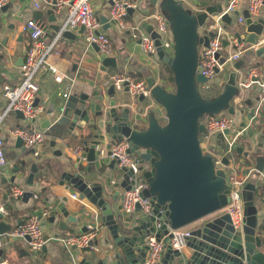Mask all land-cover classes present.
<instances>
[{
	"label": "water",
	"instance_id": "95a60500",
	"mask_svg": "<svg viewBox=\"0 0 264 264\" xmlns=\"http://www.w3.org/2000/svg\"><path fill=\"white\" fill-rule=\"evenodd\" d=\"M164 1V10L167 14L165 22L170 26L174 36L175 54L171 55L162 48L160 34L152 22L144 21L142 25L155 38L158 55L163 63L172 69L175 91L164 89L161 84H157L155 76L149 69L143 72V77L151 88L153 97L165 108L167 123L161 125L152 113L149 114L152 106L146 113L148 119L146 129L139 130L130 124L132 114L136 121H139L148 105L143 106L147 99L143 95L138 98L131 97L128 81L121 90L116 89L113 83L107 84V95L100 92L80 95L74 93L63 100L57 98L53 107L48 109L51 119H47L43 127H50V120H53V127L58 135L68 133L79 137L82 152L79 162L73 167L77 169L79 163L84 160L89 163L84 169L63 172L61 182L69 183L80 192L81 198L88 199L100 209L101 220L110 230L113 240V246L107 249L106 253L116 260V264L146 263L150 250L146 241L154 231V222L160 217L163 224L162 234L158 238L160 239L163 234L167 235L164 238L165 242L173 237L168 226L172 229L191 226L186 243L191 247L192 256L190 260H186L180 251L168 245L159 264H264V208L261 204L264 199H260L264 195V154L261 152L256 154V159L261 161L260 165L256 167L244 188L245 224L243 229L235 230L230 215L221 211L229 202L226 170L221 167L215 168L213 156L205 154L200 144V135L205 132V124L201 122V117L207 113H218L223 109L230 113L235 112L234 105L231 104L237 93L235 71L229 73L225 83H221V77L216 78L221 91L215 97H203L197 89L198 82L207 80L201 74L198 45L208 46L210 37L214 34L213 31H209L202 36L199 29L210 21V15L222 11V5H207V2L203 1L202 4L207 5L204 11L190 13L182 8L180 0ZM9 6L4 5L1 9L5 11ZM48 12L52 15L51 20L56 22L54 7ZM235 14L238 15L239 11ZM244 15L247 18V31L250 33L246 41L254 42L257 35L264 33V18L253 22L247 10L244 11ZM222 19L229 25L233 22V17L229 14H225ZM100 20L104 23L107 17L103 16ZM53 26L58 30L60 24ZM83 31L82 27L80 33ZM64 36L75 38L72 31H66ZM224 44H227L226 40ZM262 53L264 46L257 50L258 55ZM221 62H224V58ZM244 63V60L240 59L236 61L235 66L241 68ZM117 64L116 57L105 56L100 69L106 71ZM38 102L37 97L35 104ZM246 102L253 104L251 99ZM17 115L23 117L20 111H17ZM250 115L254 116L255 113L251 112ZM244 124L242 121L241 125ZM125 138L129 139L132 145L130 152L136 153L143 163L149 165L144 172L149 187L143 191V195L150 197L149 202L153 206L151 215L138 214L131 223H127L125 218L116 214L114 202L121 197V191L131 188L132 171L127 168L118 170L115 165L116 159L107 164L105 156L110 155V148L114 143ZM17 144L23 151L28 149L23 146L21 138H17ZM243 149L242 145L236 147L239 153H242ZM28 151L34 155L35 149L30 148ZM248 154L249 152H246V155ZM222 162L227 166L228 157L225 156ZM27 164V159L22 160L21 164H14L12 181L15 180L16 174L23 172ZM104 166L119 173L114 186L121 187V191L114 189L111 198L104 182L93 181V173L96 170L105 180L109 178L106 172L103 175L101 168ZM30 169L27 183L33 184L38 167L32 163ZM22 196L23 201L28 202L33 192L25 191ZM66 200L67 197H64L63 201ZM63 201L60 199L54 201L55 210L49 221L51 224H57L62 231H66L70 223H79L80 218L73 215ZM161 209H166V212L162 214ZM137 210H140L139 205ZM39 218L42 220L43 214H40ZM1 220L2 216L0 234H3L12 227ZM42 225L46 226L47 223L42 221ZM82 231L86 232L87 227L83 226ZM58 236L56 232L53 237L57 239ZM50 238L51 235L44 231L45 241ZM1 253L2 249L0 255ZM80 264L90 262L84 257ZM98 264L105 263L101 260Z\"/></svg>",
	"mask_w": 264,
	"mask_h": 264
},
{
	"label": "built area",
	"instance_id": "2783aa9c",
	"mask_svg": "<svg viewBox=\"0 0 264 264\" xmlns=\"http://www.w3.org/2000/svg\"><path fill=\"white\" fill-rule=\"evenodd\" d=\"M14 0H0V7L7 5ZM95 0H30L31 6L38 9L41 4L45 3L50 8L54 7L55 13H62L66 11V18L55 32L49 42H46V37L49 29V23L42 18L33 17L23 24V31L29 34L31 39L30 45L25 51V58L21 66V80L17 84L5 85L2 90V95L6 98V104L0 108V133L3 128V123L6 118L20 111L23 117L22 120H28L29 125H16L9 129L10 135L16 138H21L26 148H34V155L41 154L40 148L47 140L48 133L45 129L35 126V122L44 114L45 109L40 104H35L39 92V72L47 66L53 72L54 79L57 82H62L65 78L64 73H60L57 67L48 62L52 50L58 45L63 38L66 31L79 30L82 27L83 41L87 46L96 45L98 47L99 57L111 56L113 54L110 36L101 31L102 25L98 14L94 8ZM187 1V0H180ZM196 3V8L200 12L204 11L207 5H211V1L215 0H192ZM207 2V5L202 2ZM244 0H224L222 11L210 15V21L205 23L201 28H205L206 32L201 35H206L209 31H213V36L210 37L209 45L203 44L198 48V61L202 67L201 74L206 77V81L198 82L200 84V94L203 97L206 93L214 88L217 84L216 78L221 77V83H225L229 77V73L235 71L237 73V93L232 99L235 108L234 113L228 110L225 113H207L204 115L205 132L202 133L200 144L205 154L209 153L213 156L215 168H225L226 170V188L228 190L227 196L229 202L222 208L223 213H228L231 218V224L235 230L243 229L246 218V206L244 199V188L246 183L251 178V172H247L243 176L236 173L235 170L228 168L222 162L227 152L233 151L238 145V141L250 129L254 119L261 113V106L264 104V69L257 65H253L246 70L237 68L236 61L241 59L243 55L249 51H257L264 46V33L257 35L254 42H247L246 39L250 33L247 31L242 33L240 31H232L228 28L227 22L222 18L225 14L232 17H237L239 23H246V17L243 9L249 12V17L253 22H257L261 16V9L264 6V0H248V5H243ZM136 4L131 0H111L109 21L118 26L121 31L129 30L135 40H140V49L144 55L146 64L153 69L156 83L163 82L162 65L164 64L158 55V46L155 38L152 37L143 27V22L151 21L157 32L160 34L162 48L171 55L175 54V40L170 29L166 24V16L157 9L154 13L147 16L146 19L131 23L127 20L129 11L136 8ZM239 11L236 15L235 12ZM247 27V24L245 25ZM201 30V29H200ZM239 33L240 35H237ZM224 40L227 44H224ZM217 54H219L217 56ZM224 58V62L221 59ZM218 69V71H217ZM245 71V72H244ZM129 82V93L132 98H138L143 95L149 99L151 103L146 107L145 112L152 106L160 105L152 95L151 88L145 79L137 78L135 76L126 74L111 75L106 84L113 83L115 88L121 90L124 88V83ZM257 85V88L254 86ZM205 90H208L206 93ZM67 92L63 95L67 98ZM254 99L259 100L255 102L253 112L255 113L251 119L247 120L244 115L247 111L242 108L245 101L251 95ZM164 123H167L168 117L163 113ZM245 124L242 126L241 122ZM202 122V121H201ZM228 132L226 133L225 131ZM223 141V150L216 147V142L219 138ZM6 141L0 134V167L7 165L8 160L5 152ZM132 145L130 140L125 138L122 141L114 143L110 148V155H105L106 162L116 159V168L122 170L127 168L132 171L130 180L131 188L124 190L121 200L115 209L117 215L123 218H128L135 213L141 215H151L153 206L150 204V197H145L143 191L149 187L147 178L144 176L146 168L149 167L141 161L136 153L130 152ZM82 151V146L77 147L74 152L79 154ZM264 154V149H263ZM117 179L111 178L110 185L113 186ZM9 199L20 198L25 189L18 185H12L8 190ZM80 193H74L73 197H77ZM37 198V195H35ZM140 210H137V206ZM160 212L164 214L166 209H161ZM9 214L7 205L0 201V216L6 217ZM45 214V213H44ZM124 215V216H123ZM163 224L162 218H158L153 226V233L147 238L146 243L150 246L149 255L145 264H159L163 258L167 246L171 245L173 249L181 252L186 260H190L192 256L191 247L186 243V237L190 236V230L184 228L172 229L170 226V233L173 237L168 242L164 241L167 235H162L161 226ZM102 227V222L99 214L95 211L94 219L87 225V231L76 236L66 238L64 243L69 247L76 245L78 248L86 252L100 253L101 248L96 242L99 231ZM29 237L28 245L33 254L40 253L46 243L44 239V227L42 220L37 214H30L20 221L8 234V237H0V247L8 243L12 238H26ZM8 240V241H7Z\"/></svg>",
	"mask_w": 264,
	"mask_h": 264
},
{
	"label": "crops",
	"instance_id": "0c3cea01",
	"mask_svg": "<svg viewBox=\"0 0 264 264\" xmlns=\"http://www.w3.org/2000/svg\"><path fill=\"white\" fill-rule=\"evenodd\" d=\"M136 4V8H132L129 11L127 20L131 23L138 22L146 19L147 16L154 13L157 9L166 16L164 10L165 1L157 0L152 2L151 0H131ZM190 13H198L200 10L195 9L196 3L192 0L183 1ZM224 0L211 1V5H217L223 3ZM9 8L3 10L0 7V108H3L6 104V98L2 95L3 87L7 84H17L21 80V66L25 58V51L30 45L31 39L29 34L23 31L22 26L30 18L37 17L45 19L49 23V29L46 37V42H49L52 36L57 31L53 25L62 24L66 18V11L62 13H55L57 18L56 22L51 20L49 14L50 7L43 3L38 9L31 6L30 0H14L9 3ZM111 0H95L94 8L99 18L106 16L107 21L102 23L100 30L105 31L111 39V46L114 56L117 58V66L107 68L106 71L100 69L101 61L103 58L99 57V52L95 45L87 46L83 41V32L79 30H71L74 37H66L59 41L58 45L52 50L49 56L48 62L55 65L60 73L65 74V78L62 82H57L54 79V74L47 66L43 67L39 72V92L38 104L42 105L47 110L44 114L35 122V126L43 128L47 131L48 137L44 145L40 148L41 154L39 156L28 153V149L22 150L17 144V138L10 135L9 129L14 128L13 118L20 121L17 113L11 115L9 122L3 126L1 135L6 141L5 152L8 160L7 165L0 167V201L7 205L9 214L3 217L1 221H5L11 225L9 231H5L0 234L3 239L8 237L10 231L26 216L30 214H43L42 221L47 225L43 226L44 231H47L51 235V238L46 241L45 248L38 253L33 254L28 245L26 238H12L7 244L0 247L2 253L0 255V262L4 264H80L81 260L86 257L90 264H98L99 261H103L105 264H116V260L110 257L106 250L113 246L112 235L106 224L101 220L102 227L99 231V235L96 239L97 244L101 248L100 253L86 252L78 247L71 245L70 247L64 243L66 238L76 236L81 233L82 227L88 225V223L94 219L95 211L102 218L100 209L91 203L86 198H81L80 194L77 197H73L74 193H80L77 189L71 187L69 183L62 184V174L65 171H74L86 168L89 163L83 161L79 163L78 168L73 166L80 160V154H76L74 150L82 146L79 137L65 133L63 136L58 135L53 127V120L50 127H43L47 119H51L48 114V109L53 107L54 100L57 98L63 100L66 98L63 94L65 92L70 94L80 95L82 93H95L100 92L103 95H107L106 81L111 75L126 74L135 76L137 78H143V72L145 70H153L146 64L144 55L140 49V43L135 40L129 30L121 31L116 24L109 21ZM246 7V6H245ZM246 9H243V12ZM261 16L264 18V6L261 9ZM237 17H233L231 25L228 24V28L233 30L234 20ZM101 21V20H100ZM146 21V20H145ZM151 22V21H148ZM246 25V23H241ZM109 25V26H108ZM108 27L105 29L104 27ZM247 29V27H246ZM202 34V33H200ZM128 37H131V41H128ZM255 53V60H249L245 54L241 58L244 60V65L241 67L244 70L257 65L264 69V53L257 54V51H249ZM240 60V59H239ZM164 67L169 72V69L164 64ZM163 72V65H162ZM245 72V71H244ZM170 79V77H169ZM172 79V77H171ZM164 81V79H163ZM167 81V80H166ZM169 83V82H168ZM221 88V86H220ZM252 94L248 99L253 101L250 105L245 101V106L248 108L244 117L251 119L250 113L253 112L256 100ZM156 108L162 110V122L164 123L163 113L166 114L165 108L161 105H157ZM261 113L256 119H254L252 126L248 132L242 136L238 142V145L244 147L243 152L239 153L236 148L227 152L226 157L229 159L228 168L235 170L237 174L243 176L247 172L254 173L256 167H259L260 160L256 159V154L263 153L264 149V104L261 106ZM146 117V112L143 113ZM142 118L139 123L132 116L130 117V124L136 129L143 130L148 126V119ZM18 125V124H17ZM69 139V140H68ZM54 141V142H53ZM54 143V144H53ZM219 150H223V141L220 137L216 142ZM237 145V146H238ZM23 146H25L23 144ZM236 146V147H237ZM61 154H59V152ZM246 152H249L246 155ZM260 153V154H261ZM28 160V164L23 168V172L16 174L15 180L12 181L14 172L12 167L15 163L21 164L22 160ZM35 163L38 167V171L34 178V183H27L28 173L31 171V164ZM110 162L107 161V164ZM94 168V167H93ZM103 175L104 172L109 174V178L105 180L103 176L98 175L96 170L93 173V181H102L107 185L108 194L112 197L115 190L121 191V187H115L110 185L111 172L116 171L109 169L107 166L101 168ZM251 174V175H252ZM12 185H18L25 189V191L33 192V196L28 199V202L23 201V196L18 199H9L8 190ZM124 191H121V197ZM37 195V198H35ZM67 197L66 201L63 198ZM121 197L114 202V208H117ZM60 199L64 202L67 209L76 217L80 218L79 223H70L69 228L66 231H62L59 227L51 224L49 217L54 214V201ZM260 199H264V195ZM264 208V202L262 201ZM45 213V214H44ZM137 213L133 218L125 219L127 223L133 222ZM186 230H190L191 226L183 227ZM59 236L55 239L53 236L55 233ZM104 249V250H103Z\"/></svg>",
	"mask_w": 264,
	"mask_h": 264
},
{
	"label": "rangeland",
	"instance_id": "374dc122",
	"mask_svg": "<svg viewBox=\"0 0 264 264\" xmlns=\"http://www.w3.org/2000/svg\"><path fill=\"white\" fill-rule=\"evenodd\" d=\"M243 5L247 6V5H248V0H244ZM181 6H182V8H183L184 10H186V11L191 10V8L187 7L186 4H185L184 2L181 3ZM166 15H167V14H166ZM207 25H208V24H206L205 28H200L201 30L199 29V32H200V33H204V32H206V27H207ZM170 29H171V28H170ZM233 30H234L235 32H236V31H240V32H242V33H245V32H246V27H245L244 24L239 23V22L235 19V20H234V24H233ZM127 39H128V41H131V40H130L131 37H128ZM198 47L200 48V45H198ZM245 56H246V58H249V60H255V53H254V52H247V53L245 54ZM151 69H152V68H151ZM152 70H153V69H152ZM162 75H163V79H164V81L161 83L162 87H163L164 89H170L171 91H175V88H176V85H175V78H174V79H171V77L174 76V73H172V72H170V71L168 72V71L166 70V68L164 67V64H163V72H162ZM169 77H170V79H169ZM166 80H167V81H166ZM168 82H169V83H168ZM254 88H257V85H255ZM197 89H198L199 92H200L201 89H200V84H199V83H197ZM207 91H208V90H205L204 92L206 93ZM220 91H221L220 85L215 84V85H214V88H213L212 90L208 91V92L206 93V95H207V96H210V97H215L216 95L219 94ZM150 103H151V101H150L149 99H145V101L143 102V106H147V105H149ZM243 108H244L245 110H248V108L244 105L242 108H241V107L239 108L240 111L243 110ZM226 111H227V109H223V110H221L219 113L222 114V113H225ZM162 112H163L162 110H160L159 108H156V106H153V108L150 109L149 114L152 113L153 116H154L155 118H157L159 122H162ZM10 117H12V116H9L8 118H6V121L3 123L2 126H5V124L11 120ZM200 120L203 122V121H204V116L201 117ZM12 123H13V125H17V124H19V125H25V126H28V125H29V121H28V120L17 121V120L15 119V117L13 118ZM247 132H248V131H247ZM247 132H246V133H247ZM201 139H202V138H201ZM238 142H239V141H238ZM111 178H115V179L119 178V173H118L117 170L111 172ZM137 214H138V213H137ZM123 216H124V215H123ZM133 216H134V214H133V215H130V216L128 217V219L131 220V219L133 218ZM125 219H127V217H126ZM103 250H104V249H103Z\"/></svg>",
	"mask_w": 264,
	"mask_h": 264
},
{
	"label": "trees",
	"instance_id": "16d2710c",
	"mask_svg": "<svg viewBox=\"0 0 264 264\" xmlns=\"http://www.w3.org/2000/svg\"><path fill=\"white\" fill-rule=\"evenodd\" d=\"M165 65L169 69V71L173 73L172 69L167 64H165ZM172 79H174V76H172ZM201 136H202V134L200 135V138H201ZM221 146H222V148L224 147V145H221Z\"/></svg>",
	"mask_w": 264,
	"mask_h": 264
},
{
	"label": "flooded vegetation",
	"instance_id": "af4514ba",
	"mask_svg": "<svg viewBox=\"0 0 264 264\" xmlns=\"http://www.w3.org/2000/svg\"><path fill=\"white\" fill-rule=\"evenodd\" d=\"M144 117V115H142L141 117H140V120L139 121H137L138 123L140 122V121H142V118ZM147 117V116H146ZM146 117H144V118H146ZM135 128V127H134Z\"/></svg>",
	"mask_w": 264,
	"mask_h": 264
}]
</instances>
